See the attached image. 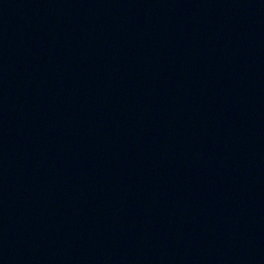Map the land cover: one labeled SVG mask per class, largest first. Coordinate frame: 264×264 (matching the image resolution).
<instances>
[{"label": "water", "instance_id": "water-1", "mask_svg": "<svg viewBox=\"0 0 264 264\" xmlns=\"http://www.w3.org/2000/svg\"><path fill=\"white\" fill-rule=\"evenodd\" d=\"M0 264H264V0H0Z\"/></svg>", "mask_w": 264, "mask_h": 264}]
</instances>
